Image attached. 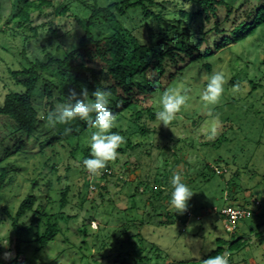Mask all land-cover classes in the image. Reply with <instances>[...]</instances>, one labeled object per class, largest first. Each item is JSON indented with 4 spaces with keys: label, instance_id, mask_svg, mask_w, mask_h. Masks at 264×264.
I'll list each match as a JSON object with an SVG mask.
<instances>
[{
    "label": "rangeland",
    "instance_id": "374dc122",
    "mask_svg": "<svg viewBox=\"0 0 264 264\" xmlns=\"http://www.w3.org/2000/svg\"><path fill=\"white\" fill-rule=\"evenodd\" d=\"M50 1L32 12V25L38 27L37 36H33L19 25L17 14L25 0H0V104L5 93L15 87L8 68L27 64L23 49L30 59L45 58L47 51L56 53L58 49L63 52L75 47L85 31L91 13L85 1L91 4L92 0ZM114 1L121 0L98 3L106 6ZM230 1L236 7L255 9L264 4V0ZM145 3L154 12L162 11L164 27L181 16V9L195 11L191 0ZM224 14L222 7L220 15ZM117 19L115 28L104 22L96 33H111L121 25L148 43L149 27L158 30V22L146 16L141 6L128 8L125 14L117 12ZM183 19L182 25H187L188 17ZM212 22L203 28L198 19L191 25L193 35L187 42L190 47L203 36L202 28L208 29ZM50 24L58 33L52 40ZM209 35L213 55L206 60L213 63L211 70L204 60L196 61L175 77L168 73L162 87L154 90L149 86L146 96H140H145L143 105L153 106L156 113L165 90L189 89L187 104L169 128L159 125L156 116L150 117L142 105L116 114L112 131L126 142L118 149L117 159L108 164L111 172L104 174L108 171L105 168L100 176H91L85 182L83 159L90 152L94 129L79 119L51 127L42 118L27 144L1 160L0 167L5 166L8 174L0 189V264H201L217 248L220 238L226 241L224 247L231 254L229 264H264V23L245 39L232 41L220 51L214 43L221 41L222 35L215 31ZM157 41L155 36L153 42ZM214 70L225 74L224 92L219 104L205 105L200 99L206 87L203 77ZM45 83V79L39 82L34 95L41 117L52 110L50 103L54 107L60 103L55 97L58 89L54 87L49 97ZM234 85H239L238 91H233ZM80 91L77 89V93ZM88 92L91 95L93 91ZM113 105L110 99L109 107ZM138 109L140 114L136 113ZM0 123L2 156L12 125L3 117ZM141 127L148 128L147 132H142ZM65 128L71 131L65 134ZM10 141L13 144L14 140ZM174 172H179L182 182L195 192L188 202L187 216L170 207ZM67 186V203L62 207L61 192ZM29 192L37 195L35 207L41 203L42 209L57 220L59 231L40 249L34 235H28L18 254L7 210L14 214ZM227 205L251 206L254 213L230 231L219 213ZM31 215V211L27 212L19 222L30 224ZM238 237H242L243 245L229 250L228 241ZM131 241L143 249L141 256L136 255ZM157 248L161 257L156 256ZM6 252L12 253L11 259H4ZM145 255L150 258L143 259Z\"/></svg>",
    "mask_w": 264,
    "mask_h": 264
},
{
    "label": "trees",
    "instance_id": "16d2710c",
    "mask_svg": "<svg viewBox=\"0 0 264 264\" xmlns=\"http://www.w3.org/2000/svg\"><path fill=\"white\" fill-rule=\"evenodd\" d=\"M191 1L195 4V11L181 9V16L168 23L167 27L162 25V11L154 12L145 3L154 4L155 0H121L111 2L106 6L99 5L98 0H92L91 4L85 1L87 5H90L91 13L86 21L85 31L75 47L63 52L61 49H58L56 53L47 51L45 58L35 59L28 58L25 49H23L21 53L27 64H23L19 68H8V75L13 80L15 87L5 93L0 104V118H6L12 125L11 136L8 138L7 144L4 145L5 154L2 155L3 157L0 156V162L14 149H22L38 124L42 122L40 112L34 104V95L38 91L39 82L42 79L46 80L45 93L49 97L54 94V87L58 89L59 93L55 97L59 102H64L70 89L77 92V89L86 87L88 91L94 92L100 88L110 93V99L114 104L111 110L116 109L115 114L120 115L123 109L142 105L141 108L146 110L150 117H153L155 116L153 106L142 103L149 86H152L154 90L162 87V82L168 73L171 77H175L178 72L199 60H204L205 66L209 70L212 69L213 63L206 60L213 55L209 35L212 31L222 35L221 41L214 43V46L220 51L232 41L245 39L264 23V4L255 9V6L236 7L230 0ZM47 4H51V1L25 0L17 14L20 20L19 25L33 32V36H37L38 27L32 25V12L41 10ZM137 6H141L145 10L146 16L153 17L158 22L157 31L149 27L148 43H143L132 30L121 25L111 33L100 35L96 33V28L104 22L110 23L115 28L118 23L117 12L125 14L128 8ZM222 7L225 9L223 17L220 15ZM182 16L188 17L187 25H182L184 20ZM238 17H240L239 20H237ZM198 19L201 20L203 28L207 22H212V19L215 21L208 29L202 28L203 36L194 46L190 47L187 43L193 35L190 28ZM229 25L230 27H228ZM169 26L170 28H168ZM49 30L51 32L49 40L58 36L57 30L51 24ZM155 36L158 38L157 42H153ZM25 38L28 40L29 37ZM172 42H178L179 45H171ZM46 73H49L48 77L45 76ZM81 82H85V85ZM141 94H145V96L141 98ZM50 104L54 109V104ZM140 112L141 109L136 111L137 114ZM1 128L0 123V132ZM141 130L147 132L148 128L141 127ZM10 140H14L13 144H10ZM40 145L42 147L43 143ZM85 158H90V152L85 154ZM137 162L139 163L138 159ZM82 168L83 177L88 183L91 175L84 166ZM106 168L108 171H105L104 174L111 172L110 165H107ZM7 174L6 167L1 166L0 189L5 183ZM36 183L35 180L34 185ZM152 189L156 194L154 186ZM68 192V186L61 192L60 204L62 207L67 203ZM36 201L37 195L34 192H29L19 202L14 214L5 208L9 212L16 233L18 254L22 253L23 245L27 242L25 237L28 235H34V239L39 243L37 249H40L52 241L59 231L57 220H53L52 215L42 209L41 203L35 207ZM247 207L251 208L254 213V207ZM29 211L32 212L30 224L20 223V218ZM184 215L187 216V211ZM225 242L224 239H218L217 248L205 259L226 252ZM228 242V249L231 251L237 250L243 245L242 237ZM132 244L136 255L141 256L143 249L136 248L135 242ZM156 251V256L161 257V251L158 248ZM142 258L150 257L145 255Z\"/></svg>",
    "mask_w": 264,
    "mask_h": 264
},
{
    "label": "clouds",
    "instance_id": "9594fccd",
    "mask_svg": "<svg viewBox=\"0 0 264 264\" xmlns=\"http://www.w3.org/2000/svg\"><path fill=\"white\" fill-rule=\"evenodd\" d=\"M206 87L201 93L200 99L205 105H217L220 103L226 83L225 74L222 71H213L205 75ZM239 85L233 86V91H238ZM189 89L168 88L159 98L160 110L155 113L159 125L168 127L180 113L189 100ZM91 97V98H90ZM110 93L97 88L91 93L86 87H82L77 93L70 89L64 102L57 103L54 109L48 111L46 117L47 126L55 127L57 124L69 125L79 119L94 129L90 137V158L83 159V166L92 177L102 174L110 162L117 159L118 149L124 144L125 138L119 133L113 132L116 125V114L109 107ZM169 128V127H168ZM71 128H65L68 134ZM170 207L175 213L183 214L188 209V202L195 194L190 187L182 182L179 172H174L171 178ZM229 252H223L202 259L201 264H229ZM12 253L6 252L4 259H11Z\"/></svg>",
    "mask_w": 264,
    "mask_h": 264
},
{
    "label": "built area",
    "instance_id": "2783aa9c",
    "mask_svg": "<svg viewBox=\"0 0 264 264\" xmlns=\"http://www.w3.org/2000/svg\"><path fill=\"white\" fill-rule=\"evenodd\" d=\"M219 213L225 217L226 228L230 231L235 230L241 220L253 215L251 208L234 205L222 207ZM188 214L191 215V212Z\"/></svg>",
    "mask_w": 264,
    "mask_h": 264
}]
</instances>
